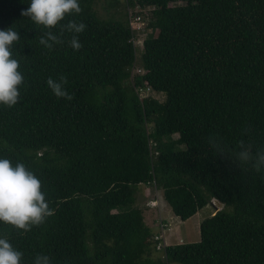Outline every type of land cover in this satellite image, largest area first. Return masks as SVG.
Returning <instances> with one entry per match:
<instances>
[{"label":"trees","instance_id":"trees-1","mask_svg":"<svg viewBox=\"0 0 264 264\" xmlns=\"http://www.w3.org/2000/svg\"><path fill=\"white\" fill-rule=\"evenodd\" d=\"M124 2L115 19L79 0L72 18L87 27L73 51L68 33L39 44L47 29L21 14L29 0H0L25 77L21 103L0 106V157L35 172L54 210L28 233H0L22 264L38 253L53 264H264V0ZM136 18L145 28H131ZM61 76L71 101L46 85ZM144 185L182 222L215 209L198 242L159 247L137 206Z\"/></svg>","mask_w":264,"mask_h":264},{"label":"clouds","instance_id":"clouds-1","mask_svg":"<svg viewBox=\"0 0 264 264\" xmlns=\"http://www.w3.org/2000/svg\"><path fill=\"white\" fill-rule=\"evenodd\" d=\"M81 11L79 0H29L28 7L21 14L47 29L39 39V44L44 48L51 50L64 44L63 37L68 33V46L73 51H79L83 46L79 34L86 30L87 25L72 17ZM53 28L59 31L54 32ZM20 39L14 27L0 29V106L13 107L22 100L20 89L25 77L13 51ZM66 84L67 78L63 76L58 80L52 77L46 80L47 87L57 99L71 101L73 97L67 91ZM240 157L247 160L249 153L241 152ZM262 165L264 153L257 156L258 171ZM53 214L54 210L42 191V181L35 172L22 162L13 163L8 158L0 157V223L10 225L23 234L42 225ZM22 258L23 253L12 245L6 235L0 233V264H22ZM31 264H53V260L46 254L38 253Z\"/></svg>","mask_w":264,"mask_h":264},{"label":"rangeland","instance_id":"rangeland-1","mask_svg":"<svg viewBox=\"0 0 264 264\" xmlns=\"http://www.w3.org/2000/svg\"><path fill=\"white\" fill-rule=\"evenodd\" d=\"M124 3V0H97L95 9L101 18L119 19L126 13ZM134 11H137V9ZM131 25L132 28L136 29L135 31H139L146 26V21H144V25L141 22L138 24L132 22ZM149 33L150 30L145 29L144 34L140 35V40H143ZM148 96L160 102H163L166 98L164 94H156L153 91H146L144 97ZM173 138L176 139L178 136L174 135ZM152 203H155L154 206ZM137 206L143 211L146 224L152 228L155 234L160 233L161 239H163V242L159 246L161 248L166 245L198 242L200 237V224L216 212L209 205L200 210L192 218L182 222L171 214L166 203L163 201L162 192L158 191L152 185L141 186L137 195ZM158 217L164 222V226H162L163 232L160 226L156 227Z\"/></svg>","mask_w":264,"mask_h":264},{"label":"built area","instance_id":"built-area-1","mask_svg":"<svg viewBox=\"0 0 264 264\" xmlns=\"http://www.w3.org/2000/svg\"><path fill=\"white\" fill-rule=\"evenodd\" d=\"M132 22H134L135 24H138L139 22H140V19L139 18H136V19H132L131 20V22H130V26H131V28H132ZM141 24H143V23H141ZM133 30H136L135 28H132ZM137 29H139V28H137ZM142 41L143 40H140V39H137L136 40V42H135V44H138V45H142ZM138 72H141V70H137ZM148 90V89H147ZM154 204L155 203H152V205L154 206ZM160 227H161V231L163 232V229H162V225H160ZM160 238H162V237H160ZM157 239H158V237H157Z\"/></svg>","mask_w":264,"mask_h":264}]
</instances>
